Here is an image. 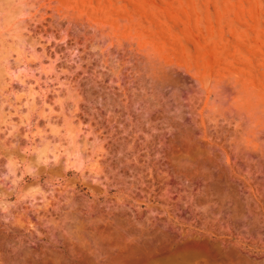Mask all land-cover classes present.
<instances>
[{
    "label": "rangeland",
    "instance_id": "rangeland-1",
    "mask_svg": "<svg viewBox=\"0 0 264 264\" xmlns=\"http://www.w3.org/2000/svg\"><path fill=\"white\" fill-rule=\"evenodd\" d=\"M195 234L264 264V0H0V264Z\"/></svg>",
    "mask_w": 264,
    "mask_h": 264
},
{
    "label": "bare ground",
    "instance_id": "bare-ground-1",
    "mask_svg": "<svg viewBox=\"0 0 264 264\" xmlns=\"http://www.w3.org/2000/svg\"><path fill=\"white\" fill-rule=\"evenodd\" d=\"M186 240L187 239L181 240V242L175 244L174 250L162 256V259H164L165 261H169V264H196L195 260L192 261L190 258L198 255L208 254L212 249H217L196 243H189ZM159 258L161 259V257Z\"/></svg>",
    "mask_w": 264,
    "mask_h": 264
},
{
    "label": "water",
    "instance_id": "water-1",
    "mask_svg": "<svg viewBox=\"0 0 264 264\" xmlns=\"http://www.w3.org/2000/svg\"><path fill=\"white\" fill-rule=\"evenodd\" d=\"M187 239L186 241L189 243H196L204 246H208L210 248H218L219 244L214 241L213 239L209 238L208 236L195 234V235H189L183 240Z\"/></svg>",
    "mask_w": 264,
    "mask_h": 264
}]
</instances>
